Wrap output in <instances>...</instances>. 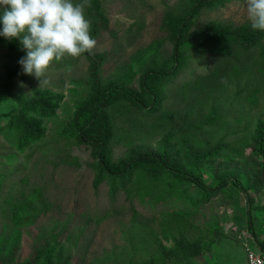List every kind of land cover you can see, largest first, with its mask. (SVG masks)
Segmentation results:
<instances>
[{
	"label": "rangeland",
	"instance_id": "1",
	"mask_svg": "<svg viewBox=\"0 0 264 264\" xmlns=\"http://www.w3.org/2000/svg\"><path fill=\"white\" fill-rule=\"evenodd\" d=\"M194 1L101 0L108 26L94 39L95 48L88 55L54 61L46 72L50 83L44 87H38L34 76L24 74L18 63L24 52H10V40L0 36V249L9 251L14 264L31 258L35 246L44 241L55 247L56 255L66 251L68 264H247L245 237L253 238L246 213L249 200L254 230L264 240V178L261 181L257 173L264 159L255 154L259 143L264 145L261 73L256 71L248 86L245 79L237 86L242 93L233 107L229 104L234 87L219 96L205 95L196 107L203 126L194 120L190 130L182 129L178 119L184 103L162 101L158 114L164 124L152 123L140 133L119 130L110 153L114 163L125 161L157 152L165 140L166 151L172 149L180 164L201 175L209 187L232 174L248 192L229 183L217 195L204 196L195 183L158 174L146 163L132 173L133 184L139 187L144 184L140 177H148L156 185L154 194L139 196L134 188L119 186L112 197L107 181L97 187L93 184L96 168L90 148L65 136L73 117L92 97L94 82L101 86L122 83L141 92L140 74L154 64L164 65L172 50L162 27L166 10L175 11ZM212 19L250 23L245 0L203 8L198 23ZM201 68L191 65L186 74L175 75L164 85V92L173 98L177 85ZM49 101L57 102L53 117L32 111ZM125 108L121 105L118 111ZM29 115L40 120L45 138L31 136L36 129L27 123ZM191 115L197 114L192 110ZM224 143H230L232 150L224 149ZM57 145L66 151L68 163L56 156L53 148ZM40 187L49 203L27 219L21 214L22 206ZM186 211H190L185 217L188 227L169 224L170 218L175 219L171 214ZM139 217L147 227H131ZM140 228L146 231H137ZM182 236L191 245L178 243ZM158 251L162 255H156Z\"/></svg>",
	"mask_w": 264,
	"mask_h": 264
},
{
	"label": "trees",
	"instance_id": "2",
	"mask_svg": "<svg viewBox=\"0 0 264 264\" xmlns=\"http://www.w3.org/2000/svg\"><path fill=\"white\" fill-rule=\"evenodd\" d=\"M227 1L231 0H195L190 6H182L175 11L169 8L166 10L162 27L167 30L166 37L172 44V50L167 57L168 62L164 65L154 64L153 67H148L140 74L139 88L141 92L137 93L122 83H109L105 86H101L96 82L92 84V97L85 105L81 106V109H79L80 114L78 113L73 117V120L67 126L68 133L65 136L66 138H72L74 144H83L90 148V155L94 159L91 164L96 168V177L93 183L95 187L101 182L107 181L112 197L116 194L119 186L125 190L132 187L139 196L154 194L153 188L156 185L146 180L148 177H145L146 179L140 177L139 182L144 184H140L139 187L134 185L136 182L133 184L132 173H136L137 168L147 163L152 165L158 171V174H170L176 178L187 179L195 183L202 190L204 196L217 195L229 183L236 185L242 191L248 192L232 174L223 175L215 187H209L203 181L201 175L194 173L193 170L186 169L180 164L181 162L173 154L172 149L166 151L165 140L161 143L157 152L141 153L125 161L114 163L110 155L112 141L119 130L140 133L141 130H146L147 126L150 127L152 123L157 124V126L164 124V118L158 114V105L162 101L177 100L176 102L181 101L184 103L182 113L179 114L178 119L181 122L182 129L190 130L194 127V120H199L201 126H203V119L196 111V107H200L199 103L205 95L219 96L230 87H234L235 92L232 93L233 96L229 104L233 107L235 99L242 93V89L237 86L244 79L245 85L248 86L249 83L255 80L256 71L261 73L259 80L264 79V44L261 43L264 31L253 30L250 23L235 25L230 21L217 19L198 23V16L203 8H213ZM90 4L91 6L85 9V16L91 22L90 35L95 39L107 28L108 18L104 14L101 0H90ZM10 42V52L18 50L24 52L23 56L26 55L18 40L12 39ZM191 65H202V71L191 73L187 79L185 78L180 82L173 90V98H171L168 93L164 92V85L168 84L175 75L186 74ZM89 73L93 74V69ZM222 78L225 80L224 83H221ZM56 103L50 102L41 109L33 108L32 111L38 112L39 115L45 114L48 117H53L52 115L55 112V105L53 104ZM121 105L126 108L119 112L118 107ZM45 110H48V112ZM192 110L196 112V116L191 115ZM134 113H140L138 115L141 119ZM28 118L30 120L27 123L36 129L31 136L36 140L45 138V129L41 127V122L37 119V116L29 115ZM172 124L171 122L170 126L173 127ZM259 144L255 154L264 159V145H262V142ZM221 145L224 149L232 150L230 143ZM61 147V145H57L53 148V151L60 161L68 163L69 160L65 158L66 151L62 150ZM189 162L191 164L195 163L194 160H189ZM261 166H264V163ZM257 173L261 174L260 178L263 181L264 167L258 169ZM130 183L132 185L128 186ZM42 190L41 187L35 189L34 195L27 205L22 206L21 214L23 217L26 218L27 216V219L32 217L35 212L40 210L38 209L39 206L49 203L43 196ZM154 190L158 191L157 189ZM159 198L157 196L153 199L157 200ZM249 203H251V200L248 201L246 211L247 222L249 223L248 229L255 241L264 250V240L258 239L254 230ZM191 204L194 206L197 202L193 200ZM30 209L31 211H29ZM186 214H190V211L183 212L180 215L171 214L170 216L175 219L170 218L169 224L176 228L188 227L189 221L185 219ZM143 219L137 218V221H133L131 227H147ZM144 228L137 231L142 230L145 232L146 229ZM146 238L148 239V237ZM181 241H178V243L191 245L183 236ZM157 243L159 248L161 247L160 252L164 251L160 239ZM54 250L55 247L50 245L48 241L39 242L33 249L31 258L16 264H68V253L64 251L61 255H56ZM160 252L158 251L156 255L160 256ZM0 264H14L11 257H9V251L0 249Z\"/></svg>",
	"mask_w": 264,
	"mask_h": 264
},
{
	"label": "clouds",
	"instance_id": "3",
	"mask_svg": "<svg viewBox=\"0 0 264 264\" xmlns=\"http://www.w3.org/2000/svg\"><path fill=\"white\" fill-rule=\"evenodd\" d=\"M245 2L250 27L264 31V0ZM90 6V0H0V36L19 41L26 55L18 63L39 81L38 87L50 83L46 72L54 61L91 54L95 48L85 16Z\"/></svg>",
	"mask_w": 264,
	"mask_h": 264
},
{
	"label": "built area",
	"instance_id": "4",
	"mask_svg": "<svg viewBox=\"0 0 264 264\" xmlns=\"http://www.w3.org/2000/svg\"><path fill=\"white\" fill-rule=\"evenodd\" d=\"M244 249L247 264H264V250L253 238L245 237Z\"/></svg>",
	"mask_w": 264,
	"mask_h": 264
}]
</instances>
